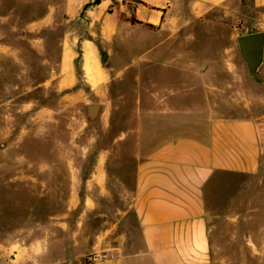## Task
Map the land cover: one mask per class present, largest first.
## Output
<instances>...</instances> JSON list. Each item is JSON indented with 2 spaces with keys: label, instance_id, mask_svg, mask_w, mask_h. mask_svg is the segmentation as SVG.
Masks as SVG:
<instances>
[{
  "label": "crops",
  "instance_id": "0c3cea01",
  "mask_svg": "<svg viewBox=\"0 0 264 264\" xmlns=\"http://www.w3.org/2000/svg\"><path fill=\"white\" fill-rule=\"evenodd\" d=\"M92 2L67 7L70 18L83 11L87 26L65 39L59 54L60 87L74 83L70 63L79 59L90 88L115 110L105 122L116 129L114 146L100 151L97 174L74 186L75 203L103 205L95 214L102 228L82 251H113L93 264H214L211 226L221 189L231 190L232 204L238 199L222 176L264 170V62L260 80L249 79L238 68L236 32L226 34L238 21L247 29L241 35L264 32V0H101L84 7ZM240 63L246 67L241 56ZM130 75L131 85L123 83ZM124 156L133 164L127 173Z\"/></svg>",
  "mask_w": 264,
  "mask_h": 264
},
{
  "label": "rangeland",
  "instance_id": "374dc122",
  "mask_svg": "<svg viewBox=\"0 0 264 264\" xmlns=\"http://www.w3.org/2000/svg\"><path fill=\"white\" fill-rule=\"evenodd\" d=\"M85 1L0 0V264H93L88 261L93 253L115 256L111 250L82 251L102 228L95 214L103 205L90 208L72 200L74 186L97 174L100 151L114 146L116 134L105 123L114 108H106L105 96L90 88L79 59L70 63L74 83L59 84L63 42L87 26L83 11L70 18L66 9L76 10ZM235 27L226 34L238 37L247 30L239 21ZM238 68L251 79L239 51ZM127 77L123 83L131 85L132 76ZM92 103L101 105L94 120L86 111ZM122 159L125 173L130 172L131 157ZM222 177L236 186L238 199L232 204L231 190L221 189L211 226L214 264H264V170ZM27 246L37 247L36 253L18 256Z\"/></svg>",
  "mask_w": 264,
  "mask_h": 264
},
{
  "label": "water",
  "instance_id": "95a60500",
  "mask_svg": "<svg viewBox=\"0 0 264 264\" xmlns=\"http://www.w3.org/2000/svg\"><path fill=\"white\" fill-rule=\"evenodd\" d=\"M239 54L245 62L247 70L254 80H260L259 70L264 62V32H255L240 35L236 38ZM104 65L109 64L108 55L102 60ZM101 105L92 103L86 105L87 116L90 120L96 119Z\"/></svg>",
  "mask_w": 264,
  "mask_h": 264
},
{
  "label": "built area",
  "instance_id": "2783aa9c",
  "mask_svg": "<svg viewBox=\"0 0 264 264\" xmlns=\"http://www.w3.org/2000/svg\"><path fill=\"white\" fill-rule=\"evenodd\" d=\"M113 257L112 254H107V253H104V252H98V253H93L92 255H90L88 257V261L89 262H98V261H102L104 259H106L107 257Z\"/></svg>",
  "mask_w": 264,
  "mask_h": 264
},
{
  "label": "trees",
  "instance_id": "16d2710c",
  "mask_svg": "<svg viewBox=\"0 0 264 264\" xmlns=\"http://www.w3.org/2000/svg\"><path fill=\"white\" fill-rule=\"evenodd\" d=\"M101 0H93L92 3H87L84 7H87L89 6L90 4H96V3H99ZM152 27V25H150Z\"/></svg>",
  "mask_w": 264,
  "mask_h": 264
}]
</instances>
